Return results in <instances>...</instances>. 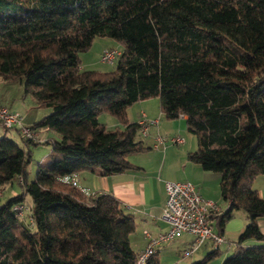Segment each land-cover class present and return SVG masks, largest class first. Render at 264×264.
<instances>
[{"label": "trees", "instance_id": "1", "mask_svg": "<svg viewBox=\"0 0 264 264\" xmlns=\"http://www.w3.org/2000/svg\"><path fill=\"white\" fill-rule=\"evenodd\" d=\"M96 37L121 51L109 72L81 67L79 53ZM0 80L49 109L22 126L59 136L40 141L0 124V185L17 180L22 189L0 203V264H138L133 215L114 196L86 195L62 177L133 168L128 156L145 150L139 136L150 125L142 135L143 113L130 122L126 111L148 98H158L165 119L185 116L196 141L188 160L220 175L228 207L210 215L213 230L222 235L234 210L246 214L221 264H264V244L242 246L264 241V198L253 187L264 172V0H0ZM101 113L120 126L107 128ZM11 129L21 145L5 135ZM39 144L51 150L27 180L29 146ZM24 194L31 204L21 219L13 207ZM153 257L144 264H158Z\"/></svg>", "mask_w": 264, "mask_h": 264}, {"label": "crops", "instance_id": "2", "mask_svg": "<svg viewBox=\"0 0 264 264\" xmlns=\"http://www.w3.org/2000/svg\"><path fill=\"white\" fill-rule=\"evenodd\" d=\"M107 47L111 46H105V48ZM26 96L24 94V98ZM32 103L34 106L36 105L34 101ZM36 106L35 108H41ZM13 107L10 106L8 108L16 111L23 123L24 119L21 114ZM48 112V109H46L41 114L28 120L27 125H24L30 127ZM126 112L130 122H138L141 113H144L148 119L157 121L156 124L148 127L147 136H139L146 147L145 150L131 153L128 156L133 168L110 175H103L99 170H84L75 174V176L78 187L94 194L107 193L114 196L121 203L124 212L133 215L135 230L130 235V244L133 250L139 254L143 251L147 242L145 231L154 236L160 232H165L169 227L168 221L162 217L166 199V181H187L192 183L195 190L204 199L211 200L217 204L219 214L226 211L228 203L223 200L220 194V175L204 171L198 164L187 158V153L195 150L196 141L194 136L186 130L185 116L175 120L165 119L160 111L157 98L138 101L129 106ZM34 134L36 138L41 137L39 138L41 139L40 141L54 138L55 136L47 129L36 131ZM157 135L166 137L180 136L184 141L177 145H172L169 142L157 144ZM154 144H157V146L154 147ZM253 187L258 191L259 196L264 198V172L254 178ZM246 223L245 212L234 210L223 226L222 235L224 241L217 246L210 241H205L189 256L183 257L182 251L189 247L193 241V235L182 232L177 234L173 240L159 245L153 258L158 264H190L202 259L206 254L217 248L216 259L211 262L214 259L212 258L208 264L210 262L211 264H221L224 258L236 248L238 235ZM258 225L261 232L264 233V218L258 220ZM259 244H264V241L250 239L244 242L242 246Z\"/></svg>", "mask_w": 264, "mask_h": 264}, {"label": "built area", "instance_id": "3", "mask_svg": "<svg viewBox=\"0 0 264 264\" xmlns=\"http://www.w3.org/2000/svg\"><path fill=\"white\" fill-rule=\"evenodd\" d=\"M120 54L121 51L117 48H104L100 53L99 60L102 63L113 64ZM141 117L140 123L143 126L141 134L145 135L146 128L149 125L156 124V120H147L144 113ZM0 124L5 128L19 126L22 136L26 138L34 137L30 129L21 125V119L18 114L4 106H0ZM183 141L180 136H156L157 144L169 142L172 145H177L183 143ZM157 144H154V147ZM62 181L78 187L75 174L62 177ZM80 189L86 195H95L84 188ZM165 192L166 199L162 217L168 221L169 227L165 232H160L154 236L145 231L147 242L143 251L137 256L138 264H144L145 260L155 253L159 245L173 240L177 234L182 232L193 235V241L189 247L182 251L183 257L189 256L205 241H210L215 246L224 241L223 235L215 232L209 221L210 215L219 214V207L215 202L204 199L195 190L193 184L187 181H166ZM13 209L16 216L23 219L29 207L24 204H17Z\"/></svg>", "mask_w": 264, "mask_h": 264}, {"label": "rangeland", "instance_id": "4", "mask_svg": "<svg viewBox=\"0 0 264 264\" xmlns=\"http://www.w3.org/2000/svg\"><path fill=\"white\" fill-rule=\"evenodd\" d=\"M115 45L116 43L109 38L96 37L93 40L91 46L88 48V50L79 53V58L81 60V67L83 69L97 70L99 72H109L113 70L115 68V63L106 64L99 62V56H100L99 53L103 47L105 48V46H115ZM32 101H33L32 98L28 95L24 98L23 88L18 82H5L3 80H0V106H6L9 108L10 106H14L13 108H16V110H18V112L21 114L22 118L24 119L23 124L25 125L28 124L29 122L28 120H31L35 116L41 114L43 111L48 109L44 107L35 108L36 105L34 106ZM98 120L99 122L105 124L107 128L112 129L115 128L116 125H118V122L115 119V117L107 113H101L98 117ZM41 130H37V132ZM3 131L4 129L0 125V133H1L0 137L2 136ZM50 133L52 135H55L54 136L55 139L59 138L56 132L50 131ZM5 135L7 136V138L14 140L20 145L22 144V140L16 134L14 129L8 130L7 132H5ZM33 135L34 137H36L34 133ZM39 138L41 137H37V140H41ZM29 148L31 150V160L27 164V168H26L27 180H31L33 178L37 163L44 160L45 156L51 150L50 145H45V144H39L37 146L30 145ZM21 191L22 189L17 180L0 185V203L4 202L10 196L21 193ZM23 204L26 206H29L31 204V197L28 194H24ZM25 218H26V222H28V218L27 217ZM30 226L31 228H33L32 225ZM215 259L216 257H214V259H212L211 262H213Z\"/></svg>", "mask_w": 264, "mask_h": 264}]
</instances>
